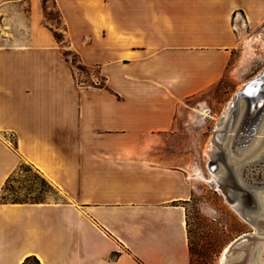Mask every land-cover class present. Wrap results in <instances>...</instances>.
<instances>
[{"label": "crops", "instance_id": "crops-1", "mask_svg": "<svg viewBox=\"0 0 264 264\" xmlns=\"http://www.w3.org/2000/svg\"><path fill=\"white\" fill-rule=\"evenodd\" d=\"M263 26L264 0H0V264H191L189 172L151 150ZM22 161L62 199L1 203Z\"/></svg>", "mask_w": 264, "mask_h": 264}, {"label": "rangeland", "instance_id": "rangeland-1", "mask_svg": "<svg viewBox=\"0 0 264 264\" xmlns=\"http://www.w3.org/2000/svg\"><path fill=\"white\" fill-rule=\"evenodd\" d=\"M47 17L57 24L59 16L55 10L48 11ZM248 40L255 41L253 46L255 57L247 62L249 65L246 63V66L254 65L255 70L243 76L236 74L234 78L227 73L219 85L201 96L188 100L184 106L186 114L181 117L176 131L160 136L157 147L151 150L150 157L154 162L181 167L189 172L194 194L185 207L191 264H221L225 249L236 239L245 234L257 233V228L232 208L221 190L217 188V184L211 180L212 174L208 165L211 159L205 153L211 144L210 139L224 107L247 81L264 69V26L256 31L248 29L242 34L243 56L244 43ZM69 59L75 65L77 80L90 84L91 75L96 71L86 68L80 70L81 66L74 55H70ZM98 84L103 85V81L99 80ZM242 102L239 113L240 111L242 113L245 107L242 105L246 104ZM201 105L208 110L206 118H202L197 113ZM240 118V114L238 116L236 111L231 121L235 120L237 125ZM263 129L264 118L261 121L260 131ZM246 162H249L248 159L244 163ZM219 164L221 165L222 162L219 161ZM19 167L20 170L10 185V191L5 193L8 199H38L43 202L62 199L56 188L28 163L22 161ZM221 167L220 170H222ZM262 176L264 173L258 174L257 177L254 176L255 181L258 182ZM263 189H258L257 192H262ZM240 254L242 252L238 251L234 255V260L239 258Z\"/></svg>", "mask_w": 264, "mask_h": 264}, {"label": "bare ground", "instance_id": "bare-ground-1", "mask_svg": "<svg viewBox=\"0 0 264 264\" xmlns=\"http://www.w3.org/2000/svg\"><path fill=\"white\" fill-rule=\"evenodd\" d=\"M254 44L255 41L253 40L244 43L243 65L255 57ZM262 72H264V69L243 85L246 88V100L241 99L240 103L236 105L233 98L228 107H224L222 116L226 118L224 122H221V117L218 118L210 139L211 144L205 151L211 159L208 164L212 174L211 180L218 187L220 183H223V179L230 175L228 171L230 168L233 175L230 176V183H236L240 187L249 189L255 198L254 206L245 208L241 203L238 190H230L236 198L235 202L231 204L232 208L254 225L257 228V233L250 234L243 243L232 251L230 249L231 245L228 246L223 253L221 264H264V189L262 192H257L258 189L264 188V176L258 182L254 179V176L257 177L258 174L264 173V170H262L264 168V129L260 131L261 121L264 118V92L260 91V87L257 85L262 81L260 79ZM242 101L246 104L242 105H245V107L243 110L241 109L242 113L241 111L239 113ZM233 109H237L238 116L239 114L241 116L239 121L237 120V125L235 120L232 122V118L228 119ZM197 113L202 118L208 116V110L204 105L199 107ZM245 136H247V139L242 141ZM247 159L249 162L244 163ZM219 161L222 162L221 165ZM220 166H222L223 172L220 170ZM197 175L200 176L199 173ZM238 251H241L242 254L234 260V255Z\"/></svg>", "mask_w": 264, "mask_h": 264}, {"label": "water", "instance_id": "water-1", "mask_svg": "<svg viewBox=\"0 0 264 264\" xmlns=\"http://www.w3.org/2000/svg\"><path fill=\"white\" fill-rule=\"evenodd\" d=\"M260 79L262 81H261L260 84H257V85H259L260 91H263L264 92V72H262V74L260 76ZM245 90H246V88L243 86L241 88V90L237 91L234 94L233 98L235 99L236 105L238 103H240L241 99L246 100L245 99V97H246ZM229 104H230V102L226 105L225 108H227ZM236 111H237V109H233L231 111L228 119H231L232 116L235 115ZM222 115H223V113L221 114V122H224V120H225L226 117H223ZM254 124L256 125V122ZM246 137L247 136H245L244 138H246ZM244 138L242 140H244ZM228 171H229V174L230 175L227 178H224L223 179V183H220L219 184V187H217V188H219V190H221V192L223 193V195L225 196V199L227 200V202H229V204H232L236 200L235 195L234 194H231L230 190L231 189H234V190L237 189L238 192L240 193L241 203L243 204V206H245V208H251V207H253L254 206V202H255V198H254L253 193L249 189H246L244 187L238 186L236 183L231 184L230 183V176L232 177L233 175H232V172H231L230 168L228 169ZM249 235L250 234H245V235L239 237L238 239H236L231 244V246H230L231 251L233 249H236V247L239 244L243 243L245 241V239L247 237H249Z\"/></svg>", "mask_w": 264, "mask_h": 264}, {"label": "trees", "instance_id": "trees-1", "mask_svg": "<svg viewBox=\"0 0 264 264\" xmlns=\"http://www.w3.org/2000/svg\"><path fill=\"white\" fill-rule=\"evenodd\" d=\"M57 38L61 39L60 34H57ZM80 70H83L84 67H80ZM20 170V167L18 168V170L7 180L4 188H3V193L1 196V203H11V204H23V203H31V204H37V203H44L42 200H38V199H30V200H20V199H16V198H11L8 199L5 196V193L7 191H10V185L14 180L15 175L18 173V171ZM12 192V191H11ZM118 256V254L116 253L113 258H116ZM22 264H41V262L35 257V256H30L28 258L25 259V261Z\"/></svg>", "mask_w": 264, "mask_h": 264}]
</instances>
